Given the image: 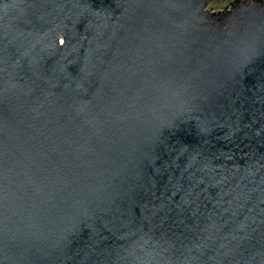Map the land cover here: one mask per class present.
<instances>
[{
	"label": "water",
	"instance_id": "95a60500",
	"mask_svg": "<svg viewBox=\"0 0 264 264\" xmlns=\"http://www.w3.org/2000/svg\"><path fill=\"white\" fill-rule=\"evenodd\" d=\"M0 264H264V0H0Z\"/></svg>",
	"mask_w": 264,
	"mask_h": 264
}]
</instances>
